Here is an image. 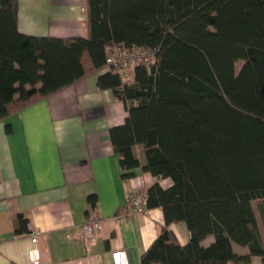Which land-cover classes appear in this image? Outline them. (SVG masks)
I'll return each instance as SVG.
<instances>
[{
  "label": "trees",
  "instance_id": "trees-1",
  "mask_svg": "<svg viewBox=\"0 0 264 264\" xmlns=\"http://www.w3.org/2000/svg\"><path fill=\"white\" fill-rule=\"evenodd\" d=\"M18 9L0 0V121L105 68L115 44L156 49L158 62L137 66L134 84L113 71L98 78L128 111L110 130L123 177L141 167L172 180L148 190L165 225L141 264L264 263L253 208L264 222V0H88L87 38L23 34ZM88 201L96 207L97 196ZM18 221L20 232L27 220ZM182 221L186 245L170 229Z\"/></svg>",
  "mask_w": 264,
  "mask_h": 264
},
{
  "label": "crops",
  "instance_id": "crops-1",
  "mask_svg": "<svg viewBox=\"0 0 264 264\" xmlns=\"http://www.w3.org/2000/svg\"><path fill=\"white\" fill-rule=\"evenodd\" d=\"M18 3V29L23 34L89 37L88 0ZM107 71L93 72L0 121V264H32L28 252L33 247L40 250V264H141L165 225L161 207H149L147 213L132 214L122 222L115 218L132 192L157 183L169 188L172 180L141 167L123 177L110 130L126 122L128 111L112 89L98 86L99 76ZM122 77L125 83H135V71ZM134 151L145 162L143 144ZM90 195L97 196L96 207L89 203ZM255 203L264 246V222ZM94 213L102 218V229L87 247L79 234ZM19 216L27 220L20 232ZM170 229L181 245L188 244L185 222L172 223ZM34 230L42 232L37 242ZM214 240L209 235L202 245ZM233 247L238 254L250 252L248 246ZM248 264L264 263L253 256Z\"/></svg>",
  "mask_w": 264,
  "mask_h": 264
},
{
  "label": "built area",
  "instance_id": "built-area-1",
  "mask_svg": "<svg viewBox=\"0 0 264 264\" xmlns=\"http://www.w3.org/2000/svg\"><path fill=\"white\" fill-rule=\"evenodd\" d=\"M159 60L156 49L144 48L140 46L129 47L125 43H118L110 47L106 56V67L109 71L125 75L130 71H135L137 66H146L151 68ZM149 192L147 189H138L132 192L128 198L123 212L116 215L119 222L125 221L130 215L136 213H147ZM102 218L94 213L83 223L79 237L88 247L93 244L102 229ZM39 230L32 232V239L37 242L40 234ZM32 264H40L41 253L37 247H33L28 252Z\"/></svg>",
  "mask_w": 264,
  "mask_h": 264
},
{
  "label": "rangeland",
  "instance_id": "rangeland-1",
  "mask_svg": "<svg viewBox=\"0 0 264 264\" xmlns=\"http://www.w3.org/2000/svg\"><path fill=\"white\" fill-rule=\"evenodd\" d=\"M243 64H244V61H242V60H240V61H238V62L236 63V71H237V72L240 71V69H241V67L243 66ZM254 207H255V209L259 210V209H258L257 202L255 203Z\"/></svg>",
  "mask_w": 264,
  "mask_h": 264
}]
</instances>
